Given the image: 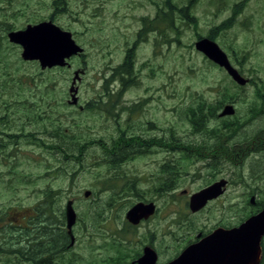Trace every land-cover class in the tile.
Here are the masks:
<instances>
[{
	"label": "rangeland",
	"instance_id": "1",
	"mask_svg": "<svg viewBox=\"0 0 264 264\" xmlns=\"http://www.w3.org/2000/svg\"><path fill=\"white\" fill-rule=\"evenodd\" d=\"M162 1L0 0V101L5 98L6 104L25 105L18 111L0 104V134H18L28 126L36 137L39 130L46 144L54 145L46 150L34 145L36 141L30 138L21 141L16 149L0 151V264H27L8 249L17 246L16 237L8 235L14 229L11 226L22 224L30 229L29 221L35 215L32 208L46 186L63 197V204L66 198L72 199L77 212L88 201L83 195L86 190L93 189L97 194L89 201L97 197L103 201L94 227H88L86 221L73 227L77 241L67 264H109L118 248L126 254L135 249L142 252L150 246L146 242L149 240L159 251L156 263H164L184 243L194 242L199 233L206 235L216 227L235 224L249 210L251 197L264 202V107L259 99L258 104H253L257 86L264 89V0H173L172 25L178 29L167 30L162 24L164 39L159 30L144 28L147 23L143 24L144 19L148 21L157 14L158 5L163 8ZM50 12L58 15L53 21L66 27L83 47L84 56L70 57L68 69L39 73L35 64L21 62V47L8 41L7 27L22 29L41 16L49 20ZM209 34L247 79L244 85L234 82L223 68L195 49L194 42ZM128 46L134 70L130 83L117 98L110 94L118 90V80L109 77L123 61ZM82 69L76 83L81 104L115 100L124 105L103 114L58 104L64 92L70 100L73 73ZM17 87L39 104L16 102ZM49 97L53 99V116L48 115L45 103ZM203 101L215 107L216 118L203 131L195 132L188 120V108ZM228 103L233 104L234 113L219 117ZM131 104H144L143 115L138 116V109L129 110ZM121 111L117 126L139 132L147 140L154 139V145L134 156H128L131 149L122 148L125 162L116 175L106 169L101 145L102 151L96 155L92 150H97L89 146L78 154L67 135L80 140V133L103 138L111 137L112 132L116 135L114 118ZM37 112L43 116H37ZM67 114L69 119L77 116L78 122L71 123L74 120L66 119ZM56 119L62 126L53 133L58 125L52 121ZM222 121L231 126L215 136L209 134V128L220 126ZM189 145L188 149L182 148ZM62 151L64 156L72 152L79 158H67L74 164L68 166L66 176L61 174L67 167L66 159L65 163L59 160L58 152ZM166 163L176 164L174 178L161 173ZM55 166L60 168L57 176ZM71 173H75L73 181L68 177ZM220 178L228 180L225 192L198 212H190L189 196ZM164 182L171 187L159 194ZM131 183L135 194L116 199L114 192L128 189ZM142 199H155L158 210L136 227L125 220L124 214Z\"/></svg>",
	"mask_w": 264,
	"mask_h": 264
},
{
	"label": "water",
	"instance_id": "2",
	"mask_svg": "<svg viewBox=\"0 0 264 264\" xmlns=\"http://www.w3.org/2000/svg\"><path fill=\"white\" fill-rule=\"evenodd\" d=\"M8 41L21 47L20 57L23 60H35L42 69L53 66L69 65L68 59L83 52L73 38L72 33L55 24L51 20H43L34 24H27L22 29L7 32ZM196 50L202 52L211 62L223 68L234 82L244 85L247 81L231 64L227 53L212 39L198 38L194 42ZM81 71H75L69 88L70 100L76 104V80H80ZM234 113L232 103L225 104L219 116H228ZM227 180L218 179L207 186L193 192L188 199V208L192 213L198 212L205 205L222 195L226 189ZM90 191H84L87 197ZM253 203V197L250 198ZM153 202H137L125 212V218L133 225L147 219L153 214ZM67 227L70 229L75 221L76 214L72 201L65 205ZM264 235V208L247 217L239 225L224 228L216 227L208 234L197 235V240L188 244L175 258L165 264H259L260 241ZM156 253L146 247L137 260V264H154Z\"/></svg>",
	"mask_w": 264,
	"mask_h": 264
},
{
	"label": "trees",
	"instance_id": "3",
	"mask_svg": "<svg viewBox=\"0 0 264 264\" xmlns=\"http://www.w3.org/2000/svg\"><path fill=\"white\" fill-rule=\"evenodd\" d=\"M26 4V3H25ZM52 4L55 6L57 5L56 2L52 1ZM240 3H237L236 5H239ZM163 8L158 7L156 8L157 10V14L152 17L151 19L148 18L147 20H143V24L145 25L144 28H149V29H157V31L159 30V34L163 36V39L165 38V34H161V25L165 24L166 25V29H170V30H174V29H178L175 28L172 25V21L173 19L171 17H173V9H172V5H175V2L173 0H163L162 4ZM164 9V11H163ZM186 8H184L185 10ZM182 11V10H180ZM58 15L55 12H50V14L48 15V18H51L52 20L56 19ZM37 17V16H36ZM44 17H37L32 21V24H34L35 22L37 23L38 21L40 22L41 20H43ZM50 19V20H51ZM155 22L157 23V26L155 27L154 24ZM63 27V26H61ZM9 27H7V30ZM64 29H66V27H63ZM15 30V29H14ZM141 32V30H140ZM5 38V36H3ZM209 38L213 39V35L209 34L208 35ZM166 40V39H165ZM11 43V42H10ZM16 45V44H15ZM0 46L2 47V45L0 44ZM19 46V45H18ZM84 52V49H83ZM80 53L78 54V56L83 57L84 53ZM20 60L22 63H33L32 65H36L38 67V69H40L42 72H40V70H38L39 73H43L44 71H51L52 69H61V70H65V68H69V65H65V66H53V67H46L44 69H42L40 67V65L38 64L37 61L35 60H23L20 57ZM68 63H69V59H68ZM84 72V69H82ZM133 72V53L131 48L128 46L127 49H125L124 51V58L123 61L118 64L114 69H113V73L112 75L109 77V79H114L115 77H120V80L123 79V77H121L122 75H126V76H130L132 75ZM80 74V73H79ZM74 76V73H73ZM81 77V74L79 75ZM72 77V76H71ZM73 79V77H72ZM81 79V78H80ZM78 82V80H76ZM76 82V83H77ZM72 80L70 81L69 86L71 85ZM75 83V85L77 86V84ZM68 86V87H69ZM264 87V86H262ZM78 88V86H77ZM126 87H122L121 89H118L116 91V95L117 98H119L122 94V92L125 90ZM16 93L19 96V101L16 102H22V104H29L28 101L34 103L33 99L31 97H26L24 96L25 93H27L23 88L21 87H17L16 89ZM1 94V93H0ZM1 97V95H0ZM66 98V99H65ZM5 99V98H4ZM3 99V100H4ZM258 99L261 101L262 106L264 107V89L260 88L259 86H257V98L255 103L253 104H258ZM1 100L0 104L9 108L11 110H18L21 111V107L25 106L22 105L20 107L17 106V104L13 105V104H6L5 101ZM53 99H51L50 97L46 100V106H48V115H52L53 116V110H54V104H52ZM68 101V102H67ZM118 101V100H117ZM93 100H89L86 104V109H88V111H99L103 114H109L111 111V106L112 104H116L114 102H116L114 100V102L110 103H106V104H92ZM72 104L69 102L68 100V95L67 92H64V95L62 97V100L60 102H58V104ZM34 104H39L38 103H34ZM52 104V105H51ZM77 104H81L79 101ZM101 108H105L106 112H104ZM39 109H40V105H39ZM189 111V116H188V120L191 123V125L193 126V129L195 132H201L204 130V128L206 127V125L208 126L210 120L216 118V112H215V107H213L212 105H206L203 101V103L201 104H196L195 107L194 106H190L188 108ZM58 113H61L60 110H57ZM37 116L42 117L43 114L41 112H37ZM219 116V115H218ZM220 117V116H219ZM225 117V116H224ZM47 118V116H46ZM77 116H70L71 120H74L73 123H77ZM59 119H56L54 121H52L53 125H58L56 130L53 133H56L57 130L59 129L60 126H62V122L58 121ZM58 121V122H57ZM206 122V123H205ZM4 123V122H3ZM52 125V126H53ZM231 126L230 123H228V121H222V123L220 124V126L216 127V128H209V134L215 136L216 132H221L224 129H228ZM45 128V127H44ZM224 128V129H223ZM25 131L21 132V133H8V132H4L5 135L0 134V151L2 149H8V147H13L14 149H16L18 147V145L21 143V141L24 140H30L34 139L36 142H34V145H37L38 147H41L43 149H53L52 147L54 145L52 144H46V141H44L43 137L41 136V132L38 130V132L40 133L39 136H35V134L32 132V128H28L25 127ZM3 131H0V133ZM83 136V139L80 140V138L78 136H68L67 138L69 140V143L72 145L76 146V151H78V154H80V151L83 147H87L89 146L92 149L97 150L94 151L92 150V153H94L95 155L100 153L101 150V146L102 149L104 150V163H105V167L107 170H111V174L115 173L116 175L118 174V172L120 171V168L122 167V165L125 162V158H124V154L123 156H119V154H105L108 150H117L120 148L123 149H132L135 151H143L149 148L148 145L145 144H139V142L133 140L130 144L126 145L125 143V138L123 136V134L121 132H118L117 137L113 136L111 134V137L108 138H103V137H99V136H90L89 134H83L80 133ZM120 138V139H119ZM123 139V140H122ZM101 145V146H100ZM189 146H185L182 147L183 149H188ZM173 148V147H171ZM176 148V147H174ZM59 151L58 149H54ZM72 149H70L71 151ZM65 151H62L61 153H59V157H60V162L61 163H65V159L67 160V167L65 169V171L62 169L61 170V174L65 175V173L68 171V166L74 164L73 161L67 159V158H73L74 160H78L79 158H77L75 155H73L72 152H67V156H64ZM62 156V158H61ZM15 157V156H14ZM13 157V158H14ZM106 159V160H105ZM54 161H58L56 160V158L54 159ZM170 163H166L164 165L161 166V173L165 174L168 178H174L176 176V170H175V165L176 164H172L169 165ZM60 168L59 166H55L54 167V171L56 172V176L59 172ZM31 174V172H30ZM68 175V174H67ZM114 175V174H113ZM66 176V175H65ZM75 173H71L68 175V177L71 179L70 181L74 180ZM118 179L119 178H116ZM117 180V181H118ZM121 181V180H119ZM166 185H168L166 182H164ZM168 186L171 187V185L169 184ZM133 187V188H131ZM131 187H129L128 189H117L116 192H114V194H116V199H119L121 197L127 196L130 193L135 194L136 188L133 185V183H131ZM90 193L89 195L86 197L83 193V195L86 197V199L88 200L87 202H85V204H83V207L81 210H79L77 212V222L82 223L83 221H86V224L88 227H94V225L96 224L97 221V217L100 214L101 210L103 209L101 205H99L100 203H102L101 201H99L98 197L96 198V200L92 199V201H89L90 198H93L94 196H96V191L89 190ZM127 191H130L129 193H126ZM65 197H68V195L66 194ZM70 198H66L65 201H67ZM64 201V203H65ZM248 204L250 205V208L247 212L243 213L242 217H240L237 222L235 224L232 225H227V226H222L224 228H230L233 227L235 225L240 224L242 221H244L247 217L251 216L252 214L258 212L260 209L264 208V202L263 200H254L253 203H251V201L249 200ZM38 213V229H40L39 231V242H38V246L40 249L43 248L44 245L48 244V243H44L45 237L44 235H47L46 233H42V230H51V229H55V230H66V226H65V215H64V204H63V197L59 196L57 193H55L53 191V189L49 188V187H44V190H42V195L39 199V201L37 202V211ZM23 227V226H22ZM22 233H24V231H22ZM190 243V242H189ZM188 243H184L183 244V248L187 246ZM262 262H264V249L262 251ZM261 263V262H260Z\"/></svg>",
	"mask_w": 264,
	"mask_h": 264
},
{
	"label": "flooded vegetation",
	"instance_id": "4",
	"mask_svg": "<svg viewBox=\"0 0 264 264\" xmlns=\"http://www.w3.org/2000/svg\"><path fill=\"white\" fill-rule=\"evenodd\" d=\"M50 19L51 18H49V20ZM51 21H53V20L51 19ZM54 23L57 24L56 22H54ZM133 70H134V66H133ZM121 77H123L122 80H120V77H116V79L118 80V88L117 89H121L125 85L127 86V84L130 83L129 81L131 80L132 75H130V76L122 75ZM116 91L117 90L115 89L113 92H111L110 96H112L113 94L116 95ZM78 101H79V97H78ZM98 102H99V100H95L94 104H97ZM72 105H73V107H76L78 110H83V108L86 111L88 110V109H86L85 103L77 104V106H75L76 104H72ZM118 105H124V104H112L111 113L116 111L115 109L117 108ZM64 109H65V105L63 106V110ZM128 109L129 110L138 109V116H142L144 113L143 110L145 109V106H144V104H131V106H129ZM122 112L123 111H121L119 113V115H116V117L114 118L115 119V127L117 128V134H118V132H121L123 134V136L125 138L124 141H125L126 145L130 144L133 140H135V141L139 142V144L148 145L149 148L146 150H149L150 147L154 145V144H152V143H154V139L153 140H147L146 137H143L142 134H140L139 132L133 133V131L131 132L130 130H128L126 126L125 127H118L117 126V123L120 122L118 118L121 116ZM66 119L70 120L69 114H67ZM71 123H73V122H71ZM147 123H148V121H147ZM150 123H153V122L150 121ZM117 134L114 135L112 132V135L115 136L116 138H118ZM146 150L135 151V150L131 149V154H128V156H130V155L134 156V155H137L139 153H144ZM123 153H124V151L122 150V148H120L117 150H113V149L108 150L105 154H109V155L110 154H119V156H123ZM103 154H104V150H103ZM105 156L106 155H104V158H105ZM227 183H228V180H227ZM169 188H170V186H168L164 183V184L159 186V192L158 193L163 194V192ZM68 200L72 201V207L74 209L73 200L72 199H68ZM254 200L255 199L253 197V202H254ZM67 201H65V203H64V215H65V205H66ZM138 202H153L154 203V205H155L154 212L147 219H149L151 216H153L158 210V205H157L155 199H146V200L142 199V200H138ZM135 203H133V204H135ZM187 206H188V201H187ZM32 209H33V213L35 215H34V217L32 216V219L29 221L30 222V229L29 230L25 227H22L21 226L22 224H19V226H11V228H14V229L12 230V233L8 236L9 237H12V236L16 237V242L14 245H17V246L13 247L14 250L12 249V246L8 247V249L18 253L19 259L22 258L25 262H27V264H67V262H69L68 261L69 253L71 252V250H73V247L77 241L76 240L77 239L76 234H75V231L73 229V227L77 224V212H76V210L74 209L75 214H76V218H75V221L72 224L70 229L67 227V221H66V215H65L66 230L59 231V230H55V229H51V230L47 229V230L41 231L43 234L44 233L47 234V235H44V237H45L44 243H48V244L44 245L43 248L40 249L38 246L39 232H40L39 230L40 229H38V221H37L38 220V213L36 212L37 211V203L35 204L34 208H32ZM124 218H125V214H124ZM147 219L141 220L137 225H134V226L137 227L139 224H141L142 222H144V220H147ZM129 224H131V223H129ZM22 231H24V233H22ZM204 235H201V236H204ZM197 239L198 238H196L194 241H196ZM263 239H264V235L262 236L261 241H260L261 252H260L259 264H264V262L261 261L262 260V251L264 249V245L262 243ZM146 242L150 246L153 245L152 246L153 248L150 246L149 247L155 251L156 261H157L159 251L157 250L156 245H154L153 240H149ZM189 242L192 243V241H189ZM189 242L187 241L186 243L190 244ZM140 245H141V243H140ZM2 247H3V242L0 240V249ZM184 248L181 247V250L173 258H175ZM144 249H143V251H144ZM122 251L123 250L118 248L115 252L116 257L115 258L112 257L110 260L113 259V261L109 264H137V260L139 259V257L143 253V251L141 252L140 249L132 250L129 254H126L125 252H122ZM173 258L168 259L164 263H158V264H165L168 261L172 260ZM156 261L154 264H157Z\"/></svg>",
	"mask_w": 264,
	"mask_h": 264
}]
</instances>
